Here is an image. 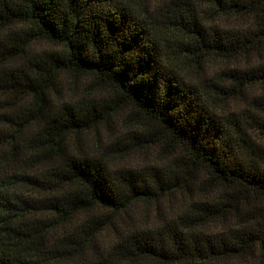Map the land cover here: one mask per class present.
Returning a JSON list of instances; mask_svg holds the SVG:
<instances>
[{
    "label": "trees",
    "instance_id": "16d2710c",
    "mask_svg": "<svg viewBox=\"0 0 264 264\" xmlns=\"http://www.w3.org/2000/svg\"><path fill=\"white\" fill-rule=\"evenodd\" d=\"M0 264H264V0H0Z\"/></svg>",
    "mask_w": 264,
    "mask_h": 264
},
{
    "label": "rangeland",
    "instance_id": "374dc122",
    "mask_svg": "<svg viewBox=\"0 0 264 264\" xmlns=\"http://www.w3.org/2000/svg\"><path fill=\"white\" fill-rule=\"evenodd\" d=\"M44 46H46V48H47V49L54 48V47H53V46H51V45H48V44H44V43H43V47H44ZM107 233H109V234H110V232H107Z\"/></svg>",
    "mask_w": 264,
    "mask_h": 264
}]
</instances>
